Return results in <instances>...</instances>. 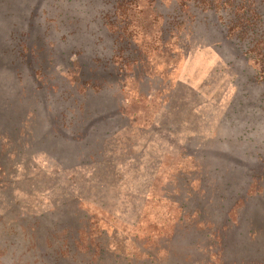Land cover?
<instances>
[{
    "label": "rangeland",
    "instance_id": "1",
    "mask_svg": "<svg viewBox=\"0 0 264 264\" xmlns=\"http://www.w3.org/2000/svg\"><path fill=\"white\" fill-rule=\"evenodd\" d=\"M8 1L15 16L2 21L0 14V52L25 78L34 74L32 62L40 65L42 58L48 59L53 51L49 42H59L58 51L72 52L79 46L68 47L61 34L45 33L43 19L32 21L30 0L25 8ZM180 3L190 6L184 0H134L130 45L123 54L129 56L128 65L121 59L111 70H103L99 63H86L92 71H105L104 78L110 73L113 83L100 94L86 93L87 109L100 113L121 106L125 114L119 121L125 132L105 147L97 164L68 172L45 153L28 150L26 131L13 142L0 135V264H219L216 254L222 247L213 235V222L231 227L225 239L229 264H255L260 259L251 255L247 241L253 223L263 219L259 215H264V201L253 198L240 216L231 217L227 211L234 202L225 200L224 190L208 192L212 203L199 191L212 190L210 182L201 183L202 157L211 158L205 170L214 175L215 166L224 169L226 154L228 160L240 155L244 164L231 196L242 190L246 161L263 141L264 127L250 111L242 108L239 116L234 114L233 105L243 98L237 94L235 75L215 48L192 41L187 21L173 23L170 33H163L167 26L161 14L189 11ZM32 27L33 37H40L44 46L41 58L23 46ZM10 30L18 33L13 44L4 43ZM111 56L108 49L104 57ZM68 60L61 55L65 66L56 69L65 91L76 85ZM240 67L253 75L245 64ZM26 80L33 86L32 77ZM255 125L263 134L258 141L249 136L255 138L253 144L241 132ZM239 136L246 142L241 144ZM226 138L232 142L230 150L220 144ZM198 204L203 215L194 209ZM61 240H69L71 254L64 257Z\"/></svg>",
    "mask_w": 264,
    "mask_h": 264
},
{
    "label": "trees",
    "instance_id": "2",
    "mask_svg": "<svg viewBox=\"0 0 264 264\" xmlns=\"http://www.w3.org/2000/svg\"><path fill=\"white\" fill-rule=\"evenodd\" d=\"M133 1L30 0L32 21L38 22L43 19V25L48 26L45 33L61 34V39L68 47L79 46L72 48L75 49L72 52L58 51L59 42H49L53 51L51 50L48 59L42 58L40 65L32 62L34 74L27 78H33V86L28 83L25 76L11 69L6 62L8 60L3 57L4 53L0 52V135L8 137L9 141L13 142L14 138L18 139L23 131H26L30 138L27 141L29 144L25 146L28 150L36 154L45 153L61 169L68 172L98 163L105 147L125 132V126L119 124L125 114L121 106L116 111L100 113L87 109L86 93L100 94L111 89L113 83L110 73L104 78L105 71L102 74L92 71L86 63L90 60L94 64L99 63V68L103 70H111L112 66L117 64V60L121 59L124 60L123 66L128 65L129 56L123 54L130 45L129 12ZM14 2H20L24 8L28 5L27 0ZM184 3L190 5H184L189 8L188 12L182 10L180 15L161 14L164 25L167 26L163 33H170L168 27L173 23L186 24L187 21L189 27L191 26L192 41L196 45L215 48L235 75L239 92L237 94L238 96L242 94L243 98L233 105L234 114L239 116L242 108L250 111L255 119L260 120L256 123L264 127V0H184ZM179 6L184 8L181 3ZM12 7L13 4L8 0H0V14L4 18L2 21H11L15 16L14 10L11 11ZM67 25H70V29L66 31ZM26 26L30 28L29 21ZM9 32V37L4 43L13 44L14 40H18V33L11 30ZM2 34L4 33L0 29V36ZM39 38L33 37L32 27L26 34L23 46L30 54L41 58L44 56V46L38 41ZM7 48L10 47L7 45ZM108 49L112 56L106 60L104 53ZM61 55L69 59L68 67H71L72 63L74 66L76 85L72 90H63L62 79L57 74V67L65 66L61 62ZM242 64L252 70L253 75L248 74L246 68H241ZM101 76L103 78L99 79ZM81 94H84L82 98ZM250 95L252 97H249ZM113 98L117 100L114 95ZM23 111H26L25 116L21 114ZM224 129L225 127L221 128L222 131ZM259 133L263 134L261 127L246 126L241 136H248V142L255 144L257 143L255 138L249 136H257L258 141L261 137ZM242 137L241 144L246 142ZM220 144L229 150L232 147V142L227 138L222 139ZM214 150L207 151L216 155L219 150L213 153ZM227 155L222 156V159L225 158L221 163L224 169L215 166L214 175L205 170L209 168L211 158L207 155L202 157V169L205 173L201 183L210 182L212 190L207 191L205 187L199 192L205 199H209L208 192L214 194L216 191L219 194L224 190L228 195L225 200L234 202L227 212L231 217H236L241 215V210L249 207L253 198L264 201V138L260 146L256 144L250 159L246 161L248 162L245 167V170L246 168L248 170V174L245 175L246 181L240 186L242 190L236 192L234 196L231 194L237 189L244 164L239 160L240 155L234 160H228ZM246 155L249 156L248 153ZM241 168L242 170H238ZM1 169L3 171L0 164V172ZM250 196L253 197L250 199ZM208 201L212 203V200ZM201 207L198 204L194 208L199 215L205 213ZM259 216L263 219L261 222L253 223L254 227L249 232L247 243L251 247V255H258L260 258L255 264H264V215ZM210 226L222 247L216 254L219 264H229L225 239L231 227L219 226L215 222ZM58 245L62 257L71 254L69 240L59 242ZM62 249L66 251H61ZM70 258L72 260L74 256Z\"/></svg>",
    "mask_w": 264,
    "mask_h": 264
}]
</instances>
